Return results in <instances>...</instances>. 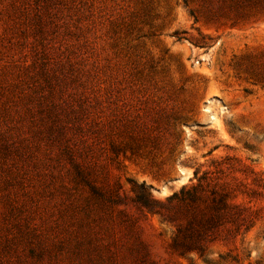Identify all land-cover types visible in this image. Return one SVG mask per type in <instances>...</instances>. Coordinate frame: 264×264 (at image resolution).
I'll return each mask as SVG.
<instances>
[{
  "label": "rangeland",
  "instance_id": "obj_1",
  "mask_svg": "<svg viewBox=\"0 0 264 264\" xmlns=\"http://www.w3.org/2000/svg\"><path fill=\"white\" fill-rule=\"evenodd\" d=\"M32 3L0 0V264H207L139 203L199 180L254 217L208 259L264 264V0Z\"/></svg>",
  "mask_w": 264,
  "mask_h": 264
},
{
  "label": "trees",
  "instance_id": "obj_2",
  "mask_svg": "<svg viewBox=\"0 0 264 264\" xmlns=\"http://www.w3.org/2000/svg\"><path fill=\"white\" fill-rule=\"evenodd\" d=\"M24 1L28 12L38 9L34 8V0ZM149 196L150 200H139V203L158 214L164 222L174 224L172 249L182 256L197 254L207 264L227 263L226 255H220L219 262L208 259L210 245L236 239L254 227L252 212L235 205L230 194L210 188L202 180L198 185L174 194L167 202L154 199L150 191ZM233 261L239 263L236 258Z\"/></svg>",
  "mask_w": 264,
  "mask_h": 264
}]
</instances>
